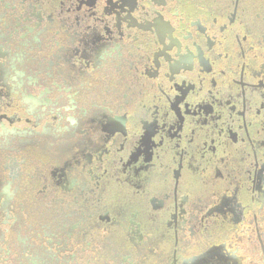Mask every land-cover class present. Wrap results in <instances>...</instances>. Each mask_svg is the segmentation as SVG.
Returning <instances> with one entry per match:
<instances>
[{
  "label": "flooded vegetation",
  "instance_id": "flooded-vegetation-1",
  "mask_svg": "<svg viewBox=\"0 0 264 264\" xmlns=\"http://www.w3.org/2000/svg\"><path fill=\"white\" fill-rule=\"evenodd\" d=\"M0 264H264V0H0Z\"/></svg>",
  "mask_w": 264,
  "mask_h": 264
}]
</instances>
